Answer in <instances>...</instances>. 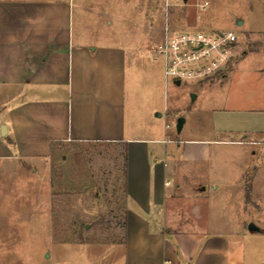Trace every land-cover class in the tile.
I'll return each mask as SVG.
<instances>
[{
    "label": "rangeland",
    "instance_id": "obj_1",
    "mask_svg": "<svg viewBox=\"0 0 264 264\" xmlns=\"http://www.w3.org/2000/svg\"><path fill=\"white\" fill-rule=\"evenodd\" d=\"M76 4L75 33L95 40L108 35L109 44L129 51L130 62L142 49L153 71L150 92L142 89L145 81L136 88L127 75L126 93L144 103L153 96L157 111L135 102V118L150 119L159 130L169 126V133L126 137L156 135L166 140L158 146L168 148L217 141L206 148L208 167L184 171L188 182L208 189L198 203L199 226L243 240L246 264H264V0H188L168 9L165 0ZM166 24L178 32L235 34L228 64L211 79L166 89L162 62L152 59ZM181 118L185 127L178 133ZM123 153V146L70 144L55 147L43 162L0 161V264H125ZM177 204L186 218L192 215L191 203ZM250 224L261 231H249Z\"/></svg>",
    "mask_w": 264,
    "mask_h": 264
},
{
    "label": "crops",
    "instance_id": "obj_2",
    "mask_svg": "<svg viewBox=\"0 0 264 264\" xmlns=\"http://www.w3.org/2000/svg\"><path fill=\"white\" fill-rule=\"evenodd\" d=\"M76 5V0H0V161L43 162L60 145L123 146L125 264H246L243 240L199 226L198 203L208 189L187 179V171L209 166L206 148L217 141L168 148L158 146L166 140L156 135L127 138L126 133H169V126L159 130L150 119L135 118V102L157 111L153 96L144 103L139 94L126 93L127 75L136 88L145 81L142 89L150 92L153 71L142 49L130 62L129 51L109 44L108 35L95 40L75 33ZM81 10L84 16L83 4ZM154 50L152 59L161 60L164 77V60ZM164 83L166 89L181 85L165 77ZM180 200L192 204L187 218Z\"/></svg>",
    "mask_w": 264,
    "mask_h": 264
},
{
    "label": "built area",
    "instance_id": "obj_3",
    "mask_svg": "<svg viewBox=\"0 0 264 264\" xmlns=\"http://www.w3.org/2000/svg\"><path fill=\"white\" fill-rule=\"evenodd\" d=\"M188 0H165V7ZM209 3L202 4L206 9ZM236 36L233 33L176 32L166 24L163 39L154 52L164 60V77L173 83L205 81L221 72L230 60Z\"/></svg>",
    "mask_w": 264,
    "mask_h": 264
},
{
    "label": "water",
    "instance_id": "obj_4",
    "mask_svg": "<svg viewBox=\"0 0 264 264\" xmlns=\"http://www.w3.org/2000/svg\"><path fill=\"white\" fill-rule=\"evenodd\" d=\"M238 24L242 25V22H239ZM177 85H180V82H177ZM184 124H185V119L181 118V119L178 120V122H177V132L178 133H181V131H182L183 127H184ZM249 231H251V232H260L261 230L256 225L250 224L249 225Z\"/></svg>",
    "mask_w": 264,
    "mask_h": 264
},
{
    "label": "trees",
    "instance_id": "obj_5",
    "mask_svg": "<svg viewBox=\"0 0 264 264\" xmlns=\"http://www.w3.org/2000/svg\"><path fill=\"white\" fill-rule=\"evenodd\" d=\"M123 155H124V161H123V170H122V171H124V169H125V164H126V152H125V150H124ZM123 188H124V186H123ZM124 212H126V211H124ZM121 227H122V229H125V227H126L125 213H124V218H123V222H122Z\"/></svg>",
    "mask_w": 264,
    "mask_h": 264
}]
</instances>
